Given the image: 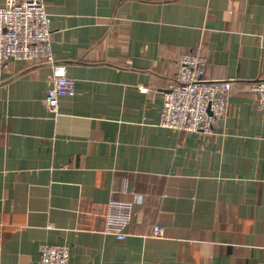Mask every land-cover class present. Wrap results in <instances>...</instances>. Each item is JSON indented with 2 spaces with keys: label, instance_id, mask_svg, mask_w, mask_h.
Returning <instances> with one entry per match:
<instances>
[{
  "label": "crops",
  "instance_id": "crops-1",
  "mask_svg": "<svg viewBox=\"0 0 264 264\" xmlns=\"http://www.w3.org/2000/svg\"><path fill=\"white\" fill-rule=\"evenodd\" d=\"M43 1L74 94L54 114L47 64H0V264L62 242L68 264H264V114L245 91L264 76V0ZM184 54L234 81L210 134L158 124Z\"/></svg>",
  "mask_w": 264,
  "mask_h": 264
},
{
  "label": "built area",
  "instance_id": "built-area-1",
  "mask_svg": "<svg viewBox=\"0 0 264 264\" xmlns=\"http://www.w3.org/2000/svg\"><path fill=\"white\" fill-rule=\"evenodd\" d=\"M47 64L51 69L44 103L52 113L58 111L60 96L74 94V79L66 66L51 51V30L43 0H5L0 5V64L9 60ZM206 58L201 54H184L176 63L172 79L163 94L158 124L178 131L210 134L226 113L227 96L234 88L231 79H210L204 76ZM246 93L253 106L264 114V76L248 83ZM129 206L112 200L105 213V231L118 239L126 233L122 227L129 220ZM164 228L151 227L149 237H163ZM67 242L43 243L39 264H68Z\"/></svg>",
  "mask_w": 264,
  "mask_h": 264
}]
</instances>
